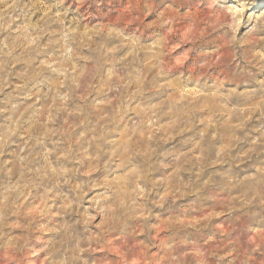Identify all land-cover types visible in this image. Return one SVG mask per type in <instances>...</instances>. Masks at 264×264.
<instances>
[{"label": "rangeland", "instance_id": "rangeland-1", "mask_svg": "<svg viewBox=\"0 0 264 264\" xmlns=\"http://www.w3.org/2000/svg\"><path fill=\"white\" fill-rule=\"evenodd\" d=\"M0 264H264V0H0Z\"/></svg>", "mask_w": 264, "mask_h": 264}]
</instances>
